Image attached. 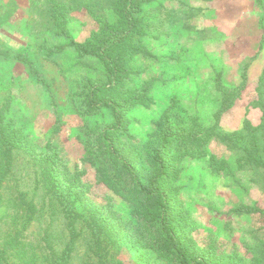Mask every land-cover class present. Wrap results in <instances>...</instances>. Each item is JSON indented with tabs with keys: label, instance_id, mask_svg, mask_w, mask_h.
<instances>
[{
	"label": "rangeland",
	"instance_id": "1",
	"mask_svg": "<svg viewBox=\"0 0 264 264\" xmlns=\"http://www.w3.org/2000/svg\"><path fill=\"white\" fill-rule=\"evenodd\" d=\"M61 1L70 14L67 35L57 32L51 0H0V107L5 125L19 130L24 140L15 152L13 173L0 188V244L8 247L6 262L56 261L50 251L60 249L54 236L46 245L37 238L62 228L51 200L35 195L41 177L34 171L48 162L46 156L55 155L65 185L86 172L82 182L87 194L77 201L76 229L83 235L76 249L79 257L70 264H167L140 236L146 220L137 208L145 205L96 183L86 162L93 141L87 133L112 125L115 117L110 108L88 112L82 100L87 82H105L108 72L98 57L81 56L75 44L94 43L101 25L115 26L120 0ZM136 1L133 43L143 52L129 55V74L119 94L131 98L148 91L145 103L132 102L124 111L127 128L119 140L135 148L142 162L167 112L186 126L215 128L196 156L186 154L180 143L171 151L179 171L169 185L177 190V231L214 264H264V217L240 211L244 206L264 208V174L243 165L249 143L239 139L248 134L246 123L255 128L263 123L258 88L264 71V0ZM55 46L64 49L50 53ZM232 95L236 98L230 108L221 112ZM256 136L264 150L261 131ZM2 168L0 159V172ZM21 196L34 203L42 222H30L18 212ZM92 211L98 212V220ZM87 222L100 228L108 224L106 258L92 255L95 242L87 237ZM113 230L115 237L110 236Z\"/></svg>",
	"mask_w": 264,
	"mask_h": 264
},
{
	"label": "trees",
	"instance_id": "2",
	"mask_svg": "<svg viewBox=\"0 0 264 264\" xmlns=\"http://www.w3.org/2000/svg\"><path fill=\"white\" fill-rule=\"evenodd\" d=\"M51 3V18L57 32L60 35H67L69 11L61 0H51ZM138 10L136 0H120L117 8L119 21L115 26L101 25V32L95 36L94 43L75 44L81 56L98 57L108 72L105 82H87L86 94L82 100L88 106V112L95 113L102 108H110L115 117L112 125H101L87 133V137L93 141L88 144L86 162L94 171L96 183H103L112 192L130 199L136 205H145L144 208H137L146 220V229L141 222L143 234L140 236L146 240L145 246L155 251L160 259L166 261L167 264H214L210 256L199 255L195 246L190 241L188 244L179 235L176 227L177 211L173 204V195L177 190L169 185L177 179L179 173L175 157L170 155L174 144H182L186 154L196 156L205 146L207 139L214 134L215 128L203 129L197 124L186 126L184 121L167 112L158 122L156 137L152 146H148L145 150V161L142 162L135 148H126L119 140V134L125 132L127 128L124 111L132 102L145 103V95L148 91L146 89L142 95L132 94L131 98L129 96L124 98L119 94L124 85L125 76L129 74V55L133 52H143V48L133 43L137 34L138 19L135 13ZM63 49L64 47L55 46L49 52H61ZM262 73L258 89L262 97L259 100V107L263 113V123L258 128L246 123L248 134H243L239 139L249 143L242 157L243 165L261 169L264 174V153H262L264 150L260 148L256 139L258 131H261L264 138V71ZM103 92L110 93L115 98L102 96ZM235 98L236 95H232L229 101L226 100L221 112L229 109ZM221 112L217 114L218 118ZM4 118L5 109L0 107V159L3 162L0 172V188L3 181L13 173L15 152L24 144L19 130L8 128ZM236 135L239 137V134ZM222 139L226 140V137ZM46 157L47 160L49 159L48 162L34 167V171L41 177L40 182L35 185L37 189L35 195L40 199L44 196L51 200L62 230L59 231L58 227H54L52 230L54 234L43 231L41 237L37 239L39 245H46L50 236H54L60 249L51 248L50 251L54 259L56 258V261L51 264H70L79 257L76 249L83 235L76 229L80 222L77 201L83 200L81 194H87V185L82 182L86 172H79L65 185L55 165L57 156ZM144 164L145 167L150 168L149 172L145 171ZM17 206L18 212L27 214L30 222H42L41 213L33 202L28 204L24 196H21ZM240 211L259 213L264 217V208L257 206H244L240 208ZM92 218L93 220L100 218L97 211L96 213L92 211ZM106 224L101 228L99 224H87V237L95 242L92 255L98 260L107 256L104 234L109 231L107 230L108 224ZM113 235L114 237L117 235L115 230L110 236ZM6 251L8 247L0 244V264H7Z\"/></svg>",
	"mask_w": 264,
	"mask_h": 264
}]
</instances>
